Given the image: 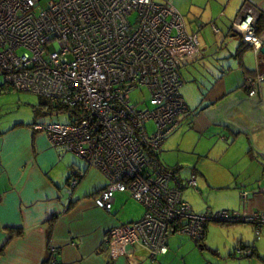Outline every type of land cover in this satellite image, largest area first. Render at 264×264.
Returning a JSON list of instances; mask_svg holds the SVG:
<instances>
[{
  "label": "built area",
  "instance_id": "obj_1",
  "mask_svg": "<svg viewBox=\"0 0 264 264\" xmlns=\"http://www.w3.org/2000/svg\"><path fill=\"white\" fill-rule=\"evenodd\" d=\"M245 17L234 29L258 48L257 20ZM201 52L198 35L171 0H0V75L9 88L47 98L72 118L35 128L102 171L108 184L96 200L99 208L111 211L117 191L131 193L145 208L141 219L109 230L114 258L130 251L166 254L171 232L202 237L210 220L264 223L263 213H195L183 190L196 187V178L182 180L158 158L192 110L180 69ZM263 79L264 73L247 79L250 95ZM140 87L150 97L133 103L131 93ZM78 182L71 179L70 193ZM50 250L54 264L57 249Z\"/></svg>",
  "mask_w": 264,
  "mask_h": 264
},
{
  "label": "crops",
  "instance_id": "obj_2",
  "mask_svg": "<svg viewBox=\"0 0 264 264\" xmlns=\"http://www.w3.org/2000/svg\"><path fill=\"white\" fill-rule=\"evenodd\" d=\"M202 1L199 15L178 10L202 52L180 69L192 110L158 158L182 180L196 178L197 186L183 191L194 212L264 214V80L255 95L244 88L264 71V56L233 29L244 13L259 20L264 0ZM258 37L264 46V27ZM6 87L4 79L0 92ZM10 123L0 121V264H50L51 247L58 264H264V223L247 222H210L200 240L173 234L168 252L154 259L137 251L114 258L106 236L123 224L124 193L111 211L99 208L95 197L108 184L102 171L33 124ZM72 178L79 182L70 193Z\"/></svg>",
  "mask_w": 264,
  "mask_h": 264
},
{
  "label": "rangeland",
  "instance_id": "obj_3",
  "mask_svg": "<svg viewBox=\"0 0 264 264\" xmlns=\"http://www.w3.org/2000/svg\"><path fill=\"white\" fill-rule=\"evenodd\" d=\"M164 2L165 0H157ZM178 10L184 15L192 16L201 13L202 0H173ZM197 15V16H198ZM195 19V18H194ZM191 20L190 17L188 21ZM197 20V19H195ZM261 32V31H260ZM239 37H230L229 40L239 41ZM0 76V84L4 81ZM150 97L146 88L140 87L131 93L133 103H139L148 100ZM149 103V102H148ZM10 120V124L15 122H28L33 125H53V124H70L72 118L69 112H59L52 108L51 102L44 97L31 92L18 91L11 88H4L0 92V121ZM154 123H149L151 132L154 130ZM119 194L120 211L122 213L123 224L135 222L142 218L145 208L143 204L133 198L129 192Z\"/></svg>",
  "mask_w": 264,
  "mask_h": 264
},
{
  "label": "bare ground",
  "instance_id": "obj_4",
  "mask_svg": "<svg viewBox=\"0 0 264 264\" xmlns=\"http://www.w3.org/2000/svg\"><path fill=\"white\" fill-rule=\"evenodd\" d=\"M178 10V9H177ZM243 15H246V17L244 18V20L246 21L247 19H249L250 18V20H251V22L250 23H254V16L252 15V13L250 12V13H244ZM237 20V19H236ZM235 20V21H236ZM260 20V19H259ZM259 20H257V23H256V28H257V30H256V36H257V38H258V40H259V42H260V46L257 48L255 45H253V44H251L250 42H246L245 40H244V38H243V35L241 36L242 38H243V40H244V42H246V43H250L255 49H259L258 51H261V48L263 47V43L261 42V40L259 39V37H258V27H257V24H258V22H259ZM235 21H234V25H235ZM248 22V21H247ZM245 23V26L243 27V30L244 31H248L249 29V26H250V23ZM187 25V24H186ZM234 29V28H233ZM234 33L235 34H240V33H238L235 29H234ZM241 35V34H240ZM260 73H264V71L263 72H260ZM260 73H258L257 74V76L260 74ZM251 78V77H250ZM249 79V78H248ZM264 80V79H263ZM262 80V81H263ZM247 81V80H246ZM261 81V82H262ZM261 82H260V84H261ZM259 84V85H260ZM244 88H246L245 87V84H244ZM2 90V89H1ZM247 90H249L248 88H247ZM34 126H36V125H34ZM180 127V126H179ZM177 130V129H176ZM175 130V131H176ZM43 131V130H42ZM174 131V132H175ZM163 145V144H162ZM162 145L160 146V148H159V150H158V153L160 152V150H161V148H162ZM169 169H172V168H169ZM107 186V185H106ZM185 189V188H184ZM103 190V189H102ZM101 190V191H102ZM101 191L97 194V196L95 197V203H96V200L99 198V196L101 195ZM184 191V190H183ZM123 193L122 191H117L116 193H115V201H116V195H117V193ZM188 202V201H187ZM188 204H189V206H190V208H191V210L192 211H194V209H193V206L191 205V203H189L188 202ZM205 213H211L209 210H207V211H204ZM196 213V212H195ZM143 217V216H142ZM210 222H213V220H210L209 221V223ZM247 223H249V222H247ZM122 225H124V224H122ZM120 226V225H119ZM207 226V225H206ZM205 230H206V227H205ZM176 233H179V234H186V233H180V232H178V231H173V232H171L170 233V235H169V237H168V241H169V239H170V236L171 235H173V234H176ZM205 233V232H204ZM186 235H189V234H186ZM189 236H191V237H193V238H195V239H198V240H200V239H202V237H195V236H192V235H189ZM239 247H241V248H243V249H247L248 250V248L247 247H244V246H239ZM236 249H237V247H236ZM254 253V251H252V253L251 254H249V256H251L252 254ZM157 257V256H156ZM155 257V258H156ZM154 259V258H153ZM49 263L50 264H52V261H51V259H50V261H49ZM54 264H58L57 262H56V259H55V262H54Z\"/></svg>",
  "mask_w": 264,
  "mask_h": 264
},
{
  "label": "trees",
  "instance_id": "obj_5",
  "mask_svg": "<svg viewBox=\"0 0 264 264\" xmlns=\"http://www.w3.org/2000/svg\"><path fill=\"white\" fill-rule=\"evenodd\" d=\"M257 27H258V31L257 32H260L261 30H263V27H264V15H262L261 16V18H260V20H259V22H258V24H257ZM246 43V42H245ZM3 87H1V89H2ZM7 88V87H6ZM9 88V87H8ZM52 104V103H51ZM52 108L54 109V110H56V111H59V112H65L64 111V108L63 107H61L60 105H57V106H55V105H53L52 104Z\"/></svg>",
  "mask_w": 264,
  "mask_h": 264
},
{
  "label": "water",
  "instance_id": "obj_6",
  "mask_svg": "<svg viewBox=\"0 0 264 264\" xmlns=\"http://www.w3.org/2000/svg\"><path fill=\"white\" fill-rule=\"evenodd\" d=\"M261 54L264 56V46L261 48Z\"/></svg>",
  "mask_w": 264,
  "mask_h": 264
}]
</instances>
